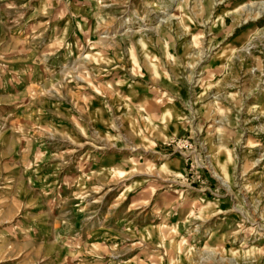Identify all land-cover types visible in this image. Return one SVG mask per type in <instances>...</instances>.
<instances>
[{"label":"rangeland","instance_id":"rangeland-1","mask_svg":"<svg viewBox=\"0 0 264 264\" xmlns=\"http://www.w3.org/2000/svg\"><path fill=\"white\" fill-rule=\"evenodd\" d=\"M61 1L0 105V264H264L263 0Z\"/></svg>","mask_w":264,"mask_h":264},{"label":"crops","instance_id":"crops-1","mask_svg":"<svg viewBox=\"0 0 264 264\" xmlns=\"http://www.w3.org/2000/svg\"><path fill=\"white\" fill-rule=\"evenodd\" d=\"M61 4V0H0V48L5 47L4 49L7 51V53L0 51L1 55L5 54L7 57L6 68L0 73V105L6 99H13L14 87L30 86L32 81L35 83V80L43 75L40 72V66L36 64L38 62L36 55L34 56L36 50L25 49L28 42L27 36L34 34L32 38L35 39L37 46L39 39L45 40L42 45L44 48L51 49L61 42L63 38ZM45 6L48 7V12L43 10L41 14L34 16L33 13L26 10L25 22L22 24H20L21 21L13 20L14 11L20 10L19 8L25 10L27 7L34 11L36 8L44 9ZM50 23L53 25V29H48ZM31 24H37V34L35 35V29L33 30L32 27L30 28L32 31L24 34L22 28H28ZM48 40L50 41L48 42ZM57 48H61V45Z\"/></svg>","mask_w":264,"mask_h":264},{"label":"bare ground","instance_id":"bare-ground-1","mask_svg":"<svg viewBox=\"0 0 264 264\" xmlns=\"http://www.w3.org/2000/svg\"><path fill=\"white\" fill-rule=\"evenodd\" d=\"M260 6L262 8V11H264V0L260 2Z\"/></svg>","mask_w":264,"mask_h":264}]
</instances>
